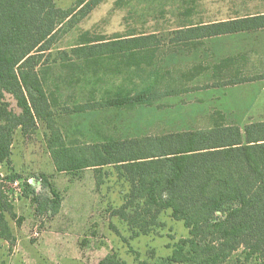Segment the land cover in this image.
Returning <instances> with one entry per match:
<instances>
[{"label":"trees","instance_id":"1","mask_svg":"<svg viewBox=\"0 0 264 264\" xmlns=\"http://www.w3.org/2000/svg\"><path fill=\"white\" fill-rule=\"evenodd\" d=\"M103 1L75 0L64 8L56 0H0V168L11 162L15 131L21 129L28 135L43 122L50 132L48 147L58 171L71 173L94 167L96 189L101 190L111 173L127 185L123 203L112 210V216L124 221L134 237L167 227L162 218L165 214L183 222L188 236L173 244L167 264H264V121L241 129L227 123L217 110L211 114L208 128L77 147L64 142L56 122L58 113L129 110L190 92L188 86L159 88L162 76L159 78L156 69L143 76L146 67L155 64L159 50L167 44L192 51L207 38L264 28V14L191 23L166 37L158 32L107 37L87 30L69 50L56 47L71 27ZM236 59H221L213 67L221 80L196 89L264 78V74L246 76L239 68L233 69ZM93 65L96 75L134 69L139 79H131V88L108 85L102 91L99 83L104 82L99 79L96 98L73 106L60 105L56 93L49 89L55 69L74 73ZM202 69L195 66L183 76L194 78ZM226 71L228 75H224ZM7 94L15 98L19 112L10 107ZM5 179L13 182L21 176L14 171L2 175L0 171V180ZM42 184V191L32 198L36 211L55 215L62 198L45 175ZM6 216L15 218L16 213L0 182V236L9 239ZM98 264L128 263L110 253Z\"/></svg>","mask_w":264,"mask_h":264},{"label":"rangeland","instance_id":"2","mask_svg":"<svg viewBox=\"0 0 264 264\" xmlns=\"http://www.w3.org/2000/svg\"><path fill=\"white\" fill-rule=\"evenodd\" d=\"M56 2L67 8L75 0ZM258 12H264V0H104L89 16L71 27L56 47L69 50L87 30L107 37L136 32H158L166 37L187 24ZM228 56L237 58L232 68H239L242 74H264V32L207 38L203 45L192 51L165 44L157 53L155 64L146 67L143 76L156 69L159 78L162 76L157 85L159 88L188 86L192 88L190 92L163 98L153 106L129 110L112 108L58 113L57 127L64 142L77 147L109 139L208 128L212 125L211 114L229 107L225 104L239 110L223 113L226 122L244 125L250 119H246L249 115L264 119V113H244L250 97L244 95L241 101L238 98L239 91L255 86L196 89L221 80L213 67ZM195 66L204 69L194 78L183 76ZM227 72L224 75H228ZM136 74L134 69H125L119 73L96 75V65L83 71L77 69L74 73L57 67L50 77L49 89L56 93L60 105L73 106L96 98V81L99 79L104 82L99 83L103 85L100 91L108 85L131 88V79H139ZM6 100L14 111H20L13 96L7 94ZM49 136L43 122L28 135L17 129L11 162L0 168L2 175L14 171L21 176L17 179L18 186L10 180H0L16 213L15 218L6 216L10 238L0 236V264H98L110 253L128 264L142 261L167 264L166 258L172 253L173 244L188 236L183 222L165 214L162 218L167 227L154 234L134 237L124 221L112 216V210L123 203L127 185L111 173L101 190L96 189L94 167L71 173L58 171L48 147ZM42 175L50 179L62 198L61 208L55 215L38 213L32 199L43 189Z\"/></svg>","mask_w":264,"mask_h":264},{"label":"crops","instance_id":"3","mask_svg":"<svg viewBox=\"0 0 264 264\" xmlns=\"http://www.w3.org/2000/svg\"><path fill=\"white\" fill-rule=\"evenodd\" d=\"M96 9V8H95ZM94 9V10H95ZM255 15L256 14H264V12H258V13H254ZM261 32H264V28H261V29H258V30H255V31H252V32H240V33H251V34H257V33H261ZM245 86H255L254 88H247L245 90H242V91H239L238 92V98L240 99L241 101V97H243L244 95L245 96H248L250 97L247 102V106H246V109L243 110L244 113H250V114H253V113H264V78L262 79H258V80H254V81H249V82H244V83H240V84H236V85H229V86H224V87H220V88H237V87H245ZM215 88H219V87H215ZM225 104V102L223 103ZM225 106H231L229 104H225ZM229 107H223L221 110L222 113H226V112H239L238 109H234L233 105L231 106L232 108H229ZM240 111H242V109H240ZM227 114V113H226ZM228 116V115H227ZM248 118H250L248 120ZM248 121H246L243 124L241 123H229V124H236L238 125L241 129H244L245 126L251 122H258V121H264V119H255V118H251L250 115L249 117L246 118ZM2 174V172H1ZM188 231V230H187ZM1 239H0V243H1Z\"/></svg>","mask_w":264,"mask_h":264},{"label":"built area","instance_id":"4","mask_svg":"<svg viewBox=\"0 0 264 264\" xmlns=\"http://www.w3.org/2000/svg\"><path fill=\"white\" fill-rule=\"evenodd\" d=\"M13 184L15 185V186H18V184H19V181L18 180H15V181H13ZM36 234L38 235V233L36 232Z\"/></svg>","mask_w":264,"mask_h":264}]
</instances>
